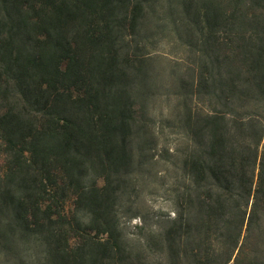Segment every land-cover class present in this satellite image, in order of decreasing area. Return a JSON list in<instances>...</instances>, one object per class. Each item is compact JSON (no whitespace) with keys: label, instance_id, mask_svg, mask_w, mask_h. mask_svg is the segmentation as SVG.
I'll list each match as a JSON object with an SVG mask.
<instances>
[{"label":"trees","instance_id":"16d2710c","mask_svg":"<svg viewBox=\"0 0 264 264\" xmlns=\"http://www.w3.org/2000/svg\"><path fill=\"white\" fill-rule=\"evenodd\" d=\"M0 262L264 264V0H0Z\"/></svg>","mask_w":264,"mask_h":264},{"label":"rangeland","instance_id":"374dc122","mask_svg":"<svg viewBox=\"0 0 264 264\" xmlns=\"http://www.w3.org/2000/svg\"><path fill=\"white\" fill-rule=\"evenodd\" d=\"M172 38H165L164 43L150 46L151 52L158 53V52H165L169 55L170 59L166 60H158L154 62L155 69L157 72H166V76L164 78V83H163V88L162 89V94L163 95H169L170 101H166L164 98V102L162 103V106L164 108L167 107H172L173 106V100H174V86H175V81L174 78L169 77L171 73L174 72H185V63L180 60V57L182 58V51L179 46H177L174 42H172ZM171 102V103H170ZM157 114L160 113L159 110L156 112ZM159 119L158 121H160ZM158 127L161 126L160 123L157 124ZM168 133V128L166 129V135ZM161 141H164L161 139ZM161 142V143H162ZM155 155H156V160L160 156V151L155 150ZM157 166V165H156ZM154 167L153 173L155 176V171L157 172L158 167ZM155 177L151 175L150 177V186L149 188L143 192L139 202L134 206V209L131 213H127L122 216V223L125 227V232L129 234L130 236H135L139 235L140 229H138V226H142V222L145 221L146 226L148 228L154 227L157 221V216L159 215L160 211H164L165 213H169L170 211V205L169 203L161 196V192L158 188V184L155 181ZM133 213H138L140 214V217H137L135 219H131L130 215H133ZM130 219V220H129ZM0 264H5L1 263Z\"/></svg>","mask_w":264,"mask_h":264}]
</instances>
